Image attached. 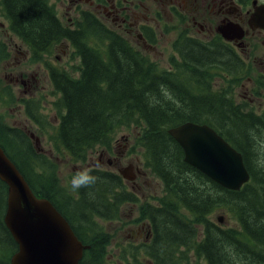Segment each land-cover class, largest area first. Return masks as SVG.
<instances>
[{
  "label": "trees",
  "instance_id": "1",
  "mask_svg": "<svg viewBox=\"0 0 264 264\" xmlns=\"http://www.w3.org/2000/svg\"><path fill=\"white\" fill-rule=\"evenodd\" d=\"M17 1L22 3L21 9ZM0 14L31 48L32 61L59 40L69 41L80 59L77 79L50 71L59 96L53 104L59 123L50 137L55 151L61 148L73 161L85 163L97 148L112 154L113 136L119 129L135 126L139 130L144 167L161 179L164 195L157 205L140 206L141 217L151 229V241L124 246L120 256L124 264H141L140 258L153 264H182L181 256L189 250L201 255L206 264H264V156H254L252 140L240 129L261 125L263 116L251 109L249 123L244 124L247 118L238 116L239 106L231 107L225 91L214 95L203 82L168 84L163 71L133 52L126 41L109 33L89 13H81L72 32L58 27L43 0H0ZM92 38L101 50L89 44ZM104 47L105 52L99 53ZM39 107L33 101L25 103L26 114L43 127L47 123L40 120L45 116L40 115ZM185 122L209 126L241 153L249 181L240 190H226L184 163L181 148L167 131ZM0 147L33 193L49 200L77 238L89 246L80 264H102L109 242L94 218H119L121 207L137 205L138 196L116 172L103 168L94 170L100 179L91 188L63 193L56 186L51 158L37 151L22 130L0 124ZM6 194V186L0 182V261L10 264L17 245L3 222ZM213 208L226 210L236 227L222 228L210 221Z\"/></svg>",
  "mask_w": 264,
  "mask_h": 264
},
{
  "label": "flooded vegetation",
  "instance_id": "2",
  "mask_svg": "<svg viewBox=\"0 0 264 264\" xmlns=\"http://www.w3.org/2000/svg\"><path fill=\"white\" fill-rule=\"evenodd\" d=\"M82 1L90 8L80 16L91 14L148 63L156 65L154 57H162L159 71L165 73L168 84L203 82L214 95L221 88L231 107L239 106L238 116L247 118L244 124L254 109L250 103L264 100V13L258 10L264 9V0H68V4L74 8ZM48 7L61 30L74 31L79 20L72 28L65 27ZM98 12L115 27H107ZM60 43H50L43 52L48 54L49 48ZM162 48L169 49L165 59ZM103 154L107 153L98 155L100 164Z\"/></svg>",
  "mask_w": 264,
  "mask_h": 264
},
{
  "label": "rangeland",
  "instance_id": "3",
  "mask_svg": "<svg viewBox=\"0 0 264 264\" xmlns=\"http://www.w3.org/2000/svg\"><path fill=\"white\" fill-rule=\"evenodd\" d=\"M18 9H21L22 3L15 2ZM47 4L51 6L65 27L72 28L75 22L80 18L81 11H87L90 7H85L83 1L72 8L68 4V0H47ZM50 8V7H49ZM27 10V9H26ZM52 11V10H51ZM23 13L26 12L23 10ZM101 18V21L109 28L111 22L104 18L99 12L95 13ZM9 20L5 19L0 14V124L7 127L15 128L34 133L31 134V140L37 151H41L51 158L54 164V176L56 186L63 192L72 193L69 180L71 176L78 170L91 166L98 161L100 150H93L87 157L85 163L73 161L63 149L55 151L54 146L50 141L51 134L55 132L58 111L54 110L53 104L59 97L55 93L50 70L62 72L71 78L79 77L78 65L80 59L75 55L72 46L68 42L55 41L60 43L49 48L48 54L42 52V57L32 61L29 47L22 43V39L11 34L9 31ZM125 34V33H123ZM126 35V34H125ZM107 45V44H106ZM95 49L101 50L102 46L96 41L93 43ZM163 47V45L161 46ZM6 52V54L1 53ZM163 58H166L169 52L168 48H162ZM99 51V53H104ZM156 68L162 70V57H154ZM221 91V88L217 89ZM25 101L38 103V112L45 126L33 122L26 114ZM25 102V103H24ZM250 106H253L252 109ZM249 107L255 115L264 117V100H254ZM38 118V116H36ZM259 126L246 129L243 125L240 127L241 133H247L249 139L252 140L253 153L257 158L264 156V118ZM259 130L260 134L256 131ZM139 130L135 126H125L119 129L114 134L112 154H103L101 165L103 169L118 173L128 165L134 166L132 173L135 176L133 182L124 181L126 188L135 193L139 198L137 205H124L119 210V218H114L111 221L98 223L102 234L107 236L109 244L105 247V255L102 264H124V260L120 257L121 250L124 246L132 242L135 245L148 242L150 236V226L141 217L140 206L144 204L157 205L159 199L164 195V188L161 179L150 173L149 169L143 164V147L138 144ZM240 137V136H239ZM259 143H263L260 145ZM257 152V153H256ZM169 153L174 157L172 150ZM178 168L174 166V171ZM214 208L212 209V211ZM218 217L222 220H218ZM209 219L217 226L222 228L236 227L235 221L227 213L226 210L213 211ZM94 222H99L94 218ZM262 222V221H261ZM262 224V223H261ZM9 246L4 247L8 250ZM185 251L181 256L182 264H206L201 255L193 252ZM10 252V251H9ZM7 253V255L9 254ZM232 256V255H230ZM187 257V260H184ZM141 264H153L152 261L144 258L139 259ZM0 264H4L0 261ZM137 264V263H135Z\"/></svg>",
  "mask_w": 264,
  "mask_h": 264
},
{
  "label": "water",
  "instance_id": "4",
  "mask_svg": "<svg viewBox=\"0 0 264 264\" xmlns=\"http://www.w3.org/2000/svg\"><path fill=\"white\" fill-rule=\"evenodd\" d=\"M258 10L264 13L263 8ZM168 134L181 147L184 162L220 187L236 191L248 182L242 155L212 128L186 122L169 129ZM132 170L129 165L119 170V175L133 182ZM0 182L7 188L3 222L17 245L10 264H79L82 251L88 246L82 245L47 199L35 196L1 148ZM262 196L264 202V191Z\"/></svg>",
  "mask_w": 264,
  "mask_h": 264
},
{
  "label": "clouds",
  "instance_id": "5",
  "mask_svg": "<svg viewBox=\"0 0 264 264\" xmlns=\"http://www.w3.org/2000/svg\"><path fill=\"white\" fill-rule=\"evenodd\" d=\"M102 165L99 161L94 162L91 166L76 171L69 180V186L72 191H79L81 188H91L100 179L93 172L100 169Z\"/></svg>",
  "mask_w": 264,
  "mask_h": 264
},
{
  "label": "bare ground",
  "instance_id": "6",
  "mask_svg": "<svg viewBox=\"0 0 264 264\" xmlns=\"http://www.w3.org/2000/svg\"><path fill=\"white\" fill-rule=\"evenodd\" d=\"M262 201H263V198H262ZM263 205H264V202H263Z\"/></svg>",
  "mask_w": 264,
  "mask_h": 264
}]
</instances>
